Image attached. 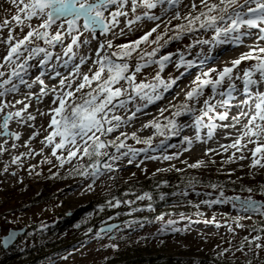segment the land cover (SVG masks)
Listing matches in <instances>:
<instances>
[{
    "label": "snow or ice",
    "instance_id": "snow-or-ice-1",
    "mask_svg": "<svg viewBox=\"0 0 264 264\" xmlns=\"http://www.w3.org/2000/svg\"><path fill=\"white\" fill-rule=\"evenodd\" d=\"M8 2L14 6L15 11L10 19L5 18L0 21V32L4 29L8 30L6 38L0 39V43L7 46L6 54L0 57L4 61L0 63V69H10L9 72L0 70V114H2L0 136L17 141L21 139L20 133L9 130V122L16 119L18 123L23 122L33 128L30 141L36 139L41 133L34 123H29L37 119V115L28 111L31 106L30 98L35 95V99L42 102L43 97L51 96V104L46 112L37 108L40 116L50 117L47 128H44V125L40 126L47 133L40 141L42 145L40 151L36 152L29 148L25 153L13 155L11 164L19 166L22 156L42 155L44 148L48 147L60 168L78 158L77 164L69 169V174L74 173L90 180L87 185L88 190H92L96 182L105 175L117 171L119 162L126 160L127 165L134 164L141 153L152 148L153 137L141 139L136 132H132L129 136L123 131L114 139H102V137H107L129 125L148 105L163 100L167 93L180 87L181 79L196 65L193 61L186 60L182 53L161 54V49L173 40L179 41L187 34L202 30L211 31L213 35L210 40L197 39L198 44L242 45L246 37L251 38L252 43L246 46V51L232 59L230 65L222 69L208 68L207 71L201 69L184 92L183 102L171 103L169 109L159 110L161 117H164L165 111H171V118L164 117L166 123L153 119L142 125V128H152L160 136L178 135L181 125L176 118L192 114L193 123L197 127L207 128L208 140L214 137L218 128L235 130V135L231 132L226 133L231 143L220 144L216 149L209 148L205 155L229 153L222 161L225 165L249 160L247 167L250 169H264V0H243V2L199 0L198 3L197 0H189L188 4L183 5L188 9L183 14L180 11L183 0H8ZM157 9L159 13L154 11ZM164 17L168 18L164 19ZM122 18L123 26H121ZM34 19L38 22L36 25L32 23ZM173 20L181 23L172 26ZM143 21L153 22L154 26L134 40L116 45L113 39L107 38L109 33L113 38H119L138 30L134 25ZM162 25L163 31H158ZM169 26H172L171 29ZM16 29H19L22 35H15ZM170 30L172 35L168 34ZM84 33H89L91 39L84 37ZM98 35L104 36L105 39L97 40V47L92 49L91 40L97 39ZM65 41L69 42L65 45ZM42 44L44 46H41ZM58 45L62 47V55L52 51ZM142 45H154V47L151 51H147L141 48ZM81 49L85 51L82 52ZM134 54L137 55V60L133 65L129 61ZM173 56H178V60L173 61ZM53 59L62 61L64 68H68L71 64L68 75L55 72L59 77L56 87L51 90L47 88L42 78L43 72L31 82L25 79L29 68L47 67ZM30 61L34 63L30 64ZM245 62H248V66L241 67ZM169 63H174L178 71L181 68L184 71H179V75L165 79L161 73ZM200 64L203 65L204 61L201 60ZM152 65L158 66V71L152 79L137 82V74ZM84 66H87L86 72L83 70ZM133 67L134 71H130ZM237 81L241 82L242 89L237 87ZM34 84H39L41 87L39 93L25 94V99H28L29 103H25L24 100H16L13 103L4 99L9 94L19 93L21 86L31 89ZM205 89H209L210 93L206 95ZM238 95L244 98L237 100ZM16 104H21L23 107L15 111L8 110L15 108ZM130 104L134 110L129 109ZM196 104H202V107L197 109ZM233 107L237 109V114L231 117L230 122L218 125L215 122L217 119L222 122L229 121V109ZM219 108L225 110L220 112ZM120 110L130 111L131 114L125 118L118 114ZM197 111L199 115H195ZM205 117L208 123L204 122ZM129 138L136 144H144L147 147H133L126 143ZM186 143L191 144L192 140L186 138ZM7 144V139L0 143V154L8 151L5 147ZM249 145L252 147L250 148ZM11 147L16 148L17 145L12 144ZM109 148H114L115 152H109ZM85 158L87 163L79 162ZM175 158L174 155L162 157L165 161ZM41 163L52 164L53 161L45 157ZM140 163H136L135 166L140 167ZM208 163L214 164L215 160L207 162L198 160L188 167L201 168L206 167ZM34 169L35 166H32L29 170L30 174ZM3 170L8 172V166L5 165ZM157 171L163 172L168 169H157ZM36 174L40 175V173ZM12 175L16 173L13 172ZM57 176L58 173H54L52 178ZM109 179L115 177L109 176ZM231 182L235 183V181ZM198 183L199 181L190 178L186 181V188L195 190ZM163 184L167 186V181ZM159 187L158 184L157 188ZM204 187L218 191V195L194 205L198 210L197 215H202L199 212L201 204L208 207L224 204L231 205L240 213L259 214L264 217V201L253 198L252 193L255 191L253 188L241 187L240 191L249 193L247 196H229L226 195L221 184L209 183ZM259 192L264 195V185L260 186ZM165 195L161 192L159 199L164 200ZM172 195L187 196L188 191L181 190L179 193L173 192ZM205 195L211 197V193ZM135 200L149 201L147 209L152 210L151 192L135 195ZM134 203L133 200L122 201L112 197L105 205H101L99 210L103 212L105 207L118 208L121 204L131 206ZM143 210L132 208V212ZM156 219L163 221L164 217L161 215ZM244 219L250 220L252 215L234 217L235 227L243 228L241 221ZM146 222V220L132 219L125 222V227L143 228ZM205 222L215 223V217ZM175 224V220H168L166 227ZM118 228L119 226L115 224L102 227L97 236L99 237L101 233H112ZM228 230L235 231L231 226ZM88 231L91 232L92 229L89 228ZM171 231L180 232L181 229L171 227ZM251 231L258 234L251 238L245 236L235 251L247 255L245 253L247 247L249 252L258 255L260 250H264V235H261L264 233V226L253 228ZM16 238L15 231L9 232L0 239V246L7 248ZM230 251L231 249H223L218 256L223 257ZM247 264L252 262L249 260Z\"/></svg>",
    "mask_w": 264,
    "mask_h": 264
},
{
    "label": "rangeland",
    "instance_id": "rangeland-1",
    "mask_svg": "<svg viewBox=\"0 0 264 264\" xmlns=\"http://www.w3.org/2000/svg\"><path fill=\"white\" fill-rule=\"evenodd\" d=\"M199 0H197V3ZM189 0H183V4L180 7V11L186 13L188 11L183 5L188 4ZM14 6L11 5L8 0H0V21L5 18L10 19L11 15L14 14ZM159 13V9L154 10ZM107 15V13H106ZM171 15V13H169ZM168 17H164L167 19ZM179 23V21L173 20L172 24ZM33 25H36L38 22L34 19ZM82 24V21H81ZM123 26V18L122 24ZM154 26L153 22L143 21L138 22L137 25H134V28L138 29L132 32H129L127 35L120 36L119 38H113L112 34H108V39H113V43L118 45L121 43H126L130 40H134L141 36L145 31ZM27 31V29H25ZM118 31V30H117ZM158 31H163V25ZM15 35L20 36L22 33L19 29H16ZM155 35V34H154ZM213 33L211 31L205 32L200 31L198 33H191L184 36L183 39L179 41L170 42L163 50L161 54L167 53H182L186 60H191L194 62L196 67L189 69L186 75L180 81V87L173 89L172 92H169L165 95V98L161 101H158L154 104L148 105L142 110L141 113L137 114V118L130 122L129 125L122 127L115 133L110 134L107 137H102V139H114L119 132L123 131L128 134L136 132L137 135L144 139L148 137H153L152 148L147 152L141 153L137 160L132 165H127L126 160L119 162V168L117 171L111 174H107L96 182L92 190L87 189V185L91 182L88 179H85L76 174H69V169L74 167L78 158L74 159L72 163L64 165L63 168L58 167V162L51 156L50 148L45 147L42 155H33L32 159H26V156H22L20 165L11 164L12 156L5 154L6 162L0 163V239L5 236L9 230L12 229H24L29 225L34 223L39 224L40 226H45L44 224L49 223L50 221H55L61 215L60 213L76 211L80 205H85L88 201L99 195H104L113 190L114 185L127 182L132 180H139L148 175L152 174H165L166 172L177 171L176 169H181L182 171H194L193 168H189L188 165L197 162L198 160H215V163H208L206 167L195 168L200 172H218L219 176L223 179H229L238 184L245 186H259L264 185V169H250L247 165L250 163L249 160L238 161L234 164H223L222 161L226 159L229 153H222L221 155H205V152L209 148L216 149L220 144L231 143V139L226 136V133L231 132L235 135L234 129H223L218 128L214 137L211 140L207 139V128L197 127L193 123V115L187 114L179 118L178 123L181 125L179 130V135L172 140H169V143L162 144L157 138L151 136L155 133L152 128H142V125L148 123L153 119H163L160 115V109H168L171 103H178L183 97L184 92L190 86L191 80L195 75L202 69L207 71L208 68H217L222 69L226 65H230L232 59L237 58L241 52L247 50V45L252 43L251 38H245L244 44L234 45V44H225V45H212V44H198L196 43L197 39H211ZM7 31L3 34V39L6 38ZM84 37L91 39L89 33H84ZM104 36H97V39L91 40L90 47L95 49L97 47V40H104ZM69 41H65V45ZM41 46H44L43 44ZM6 45L0 44V57H3L6 54ZM57 50L54 53H60L62 55V47L52 49ZM114 50V49H113ZM81 51H85L81 49ZM92 55V53H89ZM67 59V57H64ZM178 60V56H173V61ZM203 60L204 64L201 65L200 61ZM0 63H4L0 59ZM34 61H30V64ZM248 62H245L241 67H247ZM71 67V64L69 65ZM161 75L167 79L169 77H174L179 75V71H184L181 68L179 71L174 66V63H169ZM5 72H9L10 69H0ZM83 70L87 71V66H84ZM59 71L62 73L64 67L62 66V61H57L53 59L49 62L47 67H31L29 68L28 75L25 76V79L31 82L37 75H40L41 72L49 74V76L56 77L55 72ZM134 71V67L131 69ZM158 71V66L152 65L142 70L141 73L137 74V82L140 81H149ZM68 75V74H62ZM44 82H48L49 77L45 78ZM57 84L59 83V77L56 78ZM237 87L242 89V84L240 81H237ZM38 84H34L36 87ZM21 88H25L24 86ZM178 93V95H176ZM206 95L210 93L209 89H205ZM244 98L242 95L237 96V100ZM203 99V98H202ZM51 100V96H50ZM51 104V103H50ZM49 104V106H50ZM48 106V107H49ZM195 107L199 109L202 107V104H196ZM129 109L134 110L133 106L130 104ZM225 109L219 108L218 111L222 112ZM167 111L164 112V116ZM118 114L124 116L125 118L130 115L129 112L120 110ZM197 111V115H199ZM237 114V109L235 107L229 109V121H215L218 125L223 123H228L231 121V117ZM37 115V114H36ZM38 127L44 125V128H47L50 117L37 115ZM205 123H208L207 118L205 117ZM43 135L40 136L41 140L47 134L44 129H41ZM50 131V129H49ZM199 137L200 139H197ZM186 138L191 139L192 143L187 144ZM126 143L132 145L136 148H146L144 144H136V142L131 139L127 140ZM209 145H211L209 147ZM39 147H42L39 142ZM251 148L252 145H249ZM205 148V149H204ZM187 149V150H186ZM203 149V151L201 150ZM28 149L26 146L18 142V146L14 150V155H20L21 153L27 152ZM109 152H115L114 148H109ZM59 154V153H58ZM164 155H174L176 158L170 161H165L162 159ZM239 155V154H238ZM160 157L159 159H150L148 157ZM47 157L53 161L52 164L41 163L44 158ZM1 158V157H0ZM107 159V158H105ZM85 160V159H84ZM79 161L80 163H85V161ZM143 161L142 163H140ZM136 163H140V167H136ZM5 165L8 166V172H4ZM32 166H35V169L31 171ZM16 167L18 174L12 175L10 168ZM51 169V171H50ZM157 169H168V171H157ZM36 173H40L37 175ZM54 173H58L60 179H68L61 185V190L58 193H52L50 198L47 201L41 203H34L32 197L33 193H39L44 184L48 181L47 178L53 177ZM133 173L135 175H133ZM228 173H231L229 175ZM109 176H114L115 179H109ZM73 177L76 179L70 180ZM56 178V179H59ZM46 186V185H45ZM248 188V187H247ZM226 195H240L247 196V192H234L230 191L228 188H225ZM199 193V196H197ZM206 193H211V197L205 195ZM218 195V191L213 189H196L194 191L188 192V197L195 201V205L200 203L201 200L215 198ZM254 199L264 201V195L259 193H252ZM187 206H180V209L184 211ZM193 213L190 214H175V215H164V220L160 221L157 219L149 220L145 223L143 228L139 226H134L129 229L125 227V222L138 219L144 220L143 218H135L134 214H141L140 212H131V215L127 213V219L120 221L119 219L108 221L110 224H117L119 228L113 230L112 233L103 234L97 236L99 232V227L97 232H89L87 242L85 244L79 245L76 248L71 250H66L62 253V256L53 261H43L35 264H99L107 256L111 255L116 250H125L127 247L131 246H140L148 247L150 250L162 252L166 255L173 256H202L211 252L221 251L223 249H231L230 252H227L224 256L229 258L236 259H246L250 260L252 264H264V250H260L259 254L256 255L253 252H249L248 248L245 247L244 253L235 251L239 247L240 242L245 236H255L256 234L251 231L250 226L253 225V219H260L259 214H244L238 213L236 209H233L231 205H213L208 207L207 205H200L199 212L202 215H197V209L194 206H191ZM189 209V208H188ZM236 217L238 215H252V219H244L241 223L244 225L243 228H236L234 220L227 218V216ZM182 217H189L190 219H183ZM215 217V223L205 221H211ZM87 218V217H86ZM168 220H175L176 224L171 227H176L181 229L180 232H172L171 227H166ZM107 224V225H108ZM219 225V226H218ZM229 226L235 229L234 232L228 230ZM74 228L69 229L68 233L73 231ZM161 229H164L161 231ZM23 233L17 235V238L13 243L18 242V238ZM109 237H112L111 239ZM230 242V243H229ZM12 245V243H11ZM111 245H116L117 247H112ZM10 247V246H9ZM3 248V247H2ZM5 250V249H4Z\"/></svg>",
    "mask_w": 264,
    "mask_h": 264
},
{
    "label": "trees",
    "instance_id": "trees-1",
    "mask_svg": "<svg viewBox=\"0 0 264 264\" xmlns=\"http://www.w3.org/2000/svg\"><path fill=\"white\" fill-rule=\"evenodd\" d=\"M241 2H243V0H241ZM179 23H181V21H179ZM176 24H178V22L172 24V26ZM172 26H169L170 29ZM168 34L172 35L173 33L170 30ZM165 39H167V37H165ZM162 42L163 41H161V43ZM152 47H154V45L141 46L142 49L147 51H151ZM136 60L137 55L134 54L132 60L129 62L134 65ZM183 100L184 97L178 103L183 102ZM195 115H197V112ZM164 117L171 118V111H167ZM164 117L161 119V123H166ZM180 117L176 118L177 121ZM155 134L156 133L151 136H154ZM130 135L131 134H129V136ZM177 136L178 135L160 136L156 134L154 138H157L161 142L163 141L162 144H167L169 143V140H172ZM121 138L123 139V137ZM84 161L87 163V158H85ZM192 170L194 171H171L166 172L165 174L156 173L148 175L139 180L118 183L114 185L113 190H111L109 193L91 198L85 205H80L76 211H72L71 213H60L59 215L61 216L59 218H57L55 221H50L49 223L44 224L45 226H40L37 223L29 225L26 228V231L22 232L23 234L18 238L17 243H12V245H10V247L5 250L2 248V246H0V264H35L46 260L54 262L56 259L62 256L64 251L71 250L79 245L85 244L87 242L88 236L90 235V233H87L89 228L92 229V232H97V228L101 226L105 227V225L108 224V221H113L116 219L123 221L125 218L127 219V217H125L127 216V213L132 212V208L144 209L143 211H138L141 214H134L133 217L143 218L148 222L149 220L151 221L156 219L157 216L161 215L164 216L167 214L175 215L193 213L191 206L195 205V201H192L188 195H172L173 192L179 193L181 190H187L188 192L194 191L191 188H186V181L190 178H194L195 180L199 181L195 187V190L211 189L204 187V185L209 183L221 184L225 188H228L230 191L234 192H242L240 191L241 187H249L238 184V182L232 183V180L229 179H223L219 176L218 172L209 173L208 171H197L198 169ZM56 178L59 177H51L50 179L47 178L48 181L46 184H44L43 189L37 194L33 193L34 196L32 197V200L34 203L38 204L47 201L50 198L51 192L55 194L58 193L59 190H61V185L68 180ZM76 178L77 177H73L72 179L70 178V180ZM164 181H167V186L163 184ZM158 184L160 185L159 188H157ZM261 185L252 186L251 188L255 190V193L260 194L259 188ZM143 192H151L153 194V200L151 201L152 210L147 209V204L149 201L135 200V195H140ZM161 192L166 194L164 200L159 199V194ZM125 193L128 194L125 195ZM112 197H117L122 201L133 200L135 203L131 206L121 204V206L118 208L105 207V210L101 212L99 210L100 206L105 205L106 201ZM187 205L188 207H186L184 211L180 209V206L185 207ZM224 216L227 215L224 214ZM227 218H229L231 221L234 217L227 216ZM252 221L253 225L250 226V229L264 226V217L262 216L260 219H253ZM78 224L80 227H76ZM71 228H74L72 233H68L69 229ZM254 233L256 235L258 234L256 232ZM261 235H264V233H261ZM219 252L220 251L211 252L200 257L173 256L163 254L158 250H150L148 247H136L130 245V247H127V249L125 248V250L114 251L99 264H247L248 262L246 259L239 260L225 256L219 257Z\"/></svg>",
    "mask_w": 264,
    "mask_h": 264
},
{
    "label": "bare ground",
    "instance_id": "bare-ground-1",
    "mask_svg": "<svg viewBox=\"0 0 264 264\" xmlns=\"http://www.w3.org/2000/svg\"><path fill=\"white\" fill-rule=\"evenodd\" d=\"M6 31H8L7 29H4L2 32H0V39H3V34H4V32H6ZM15 34V33H14ZM1 44V43H0ZM57 48H60V45H58L57 46ZM53 51V50H52ZM57 50H54L53 52H56ZM71 70V67H68V68H64V71H62V73H61V75L62 74H68V72ZM42 77H45V78H48L49 77V80H48V82H44L45 83V85L47 86V88L49 89V90H51L53 87H56V82H57V80H56V78H57V76L56 77H53V76H49V74H45L44 72H43V76ZM21 87H23V86H21ZM40 85L38 84L36 87L34 86V88H31V89H28V88H20V92L19 93H14V94H9L7 97H5L4 99L7 101V100H10V101H12L13 103H15V101L16 100H24L25 101V103H29V100L28 99H25V94L26 93H29V92H31V93H33V94H36V93H39V90H40ZM30 103H31V106L29 107V109H28V111L29 112H31V113H33V114H37V115H39L38 113H37V108H39L40 109V111H47L48 110V106H49V104L51 103V100H50V96H47V97H43L42 98V102H38L36 99H35V95H33L31 98H30ZM23 107V105H21V104H16L15 105V108H10V109H8V110H10V111H15V110H18V109H20V108H22ZM0 115H2V114H0ZM43 118H44V116H42ZM0 122H2V121H0ZM29 123H34L35 124V127L37 128V129H40V135L36 138V139H34V140H31L30 141V136H31V134H32V132L34 131V129L33 128H31V127H28L26 124H24L23 122H21V123H18L17 122V120L16 119H13L12 121H10L9 122V130L10 131H12V132H18V133H20V135H21V139L20 140H14V139H12V138H10V137H5V136H0V143H3V141L5 140V139H7L8 140V144L7 145H5V147L8 149V151H6V152H4L3 154H0V163L1 162H6V158H5V154L7 153V154H9V155H11V156H13L14 155V150H15V148H12L11 147V145L12 144H16L17 146H18V142H21V143H23L24 145H28L26 148L29 150V148H31V149H33V150H35L36 152H39L40 151V149H41V147H39V142L41 141V137L40 136H42L43 135V132H42V130H41V128L40 127H38V120L36 119L34 122H29ZM0 131H2V130H0ZM30 141V142H29ZM211 145H209V147H210ZM212 147V146H211ZM205 149V148H204ZM202 151H203V149H201ZM33 158V156H31V157H28V156H26V159H32ZM16 169V167H11L9 170L13 173V172H15L16 174H18V172H17V170H15Z\"/></svg>",
    "mask_w": 264,
    "mask_h": 264
},
{
    "label": "water",
    "instance_id": "water-1",
    "mask_svg": "<svg viewBox=\"0 0 264 264\" xmlns=\"http://www.w3.org/2000/svg\"><path fill=\"white\" fill-rule=\"evenodd\" d=\"M108 225H109V224H108ZM108 225H105V227H107ZM115 225H118V223L115 224ZM103 227H104V226H103ZM101 228H102V227H101ZM101 228H99V230H100ZM12 231H15V232L17 233V235H18V234H21V232H24V229H20V230H19V229H17V230H16V229H12V230H9V232H12ZM9 232H8V233H9ZM8 233H7V234H8ZM7 234H6V235H7ZM3 237H4V236H3ZM3 237H2V238H3ZM2 238H1V239H2ZM12 243H13V242H12ZM10 245H11V244H10ZM10 245H9V246H10ZM9 246H8V247H9ZM2 247H3V246H2ZM8 247H7V248H8ZM7 248H4V247H3V249H7Z\"/></svg>",
    "mask_w": 264,
    "mask_h": 264
}]
</instances>
